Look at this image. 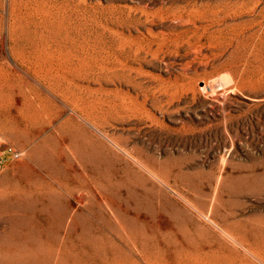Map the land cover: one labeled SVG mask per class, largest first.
<instances>
[{"label": "rangeland", "instance_id": "obj_1", "mask_svg": "<svg viewBox=\"0 0 264 264\" xmlns=\"http://www.w3.org/2000/svg\"><path fill=\"white\" fill-rule=\"evenodd\" d=\"M7 145L0 264H264V0H0Z\"/></svg>", "mask_w": 264, "mask_h": 264}, {"label": "bare ground", "instance_id": "obj_2", "mask_svg": "<svg viewBox=\"0 0 264 264\" xmlns=\"http://www.w3.org/2000/svg\"><path fill=\"white\" fill-rule=\"evenodd\" d=\"M146 3V2H145ZM143 10V9H142ZM182 10V9H181ZM186 10V9H185ZM161 11V10H160ZM142 12V11H141ZM145 12V11H144ZM147 12V11H146ZM191 13V12H190ZM147 14V13H146ZM193 16V15H191ZM181 17V15H180ZM174 18V17H173ZM176 19V18H175ZM180 19H183L182 17ZM188 19V18H186ZM163 20V19H162ZM189 20V19H188ZM179 21V20H178ZM185 22V21H183ZM187 22V21H186ZM2 30V29H1ZM187 45V44H186ZM189 46V45H188ZM150 49V48H149ZM185 52V51H184ZM196 52V51H195ZM195 54V53H194ZM202 62V61H200ZM187 63V62H186ZM191 64V63H190ZM185 67V66H184ZM68 126V125H67ZM66 126V127H67ZM70 127V126H69ZM68 128V127H67ZM73 136V135H72ZM62 137V136H61ZM60 137V138H61ZM76 141V140H75ZM80 143V142H79ZM110 143V142H109ZM112 143V142H111ZM70 144V143H69ZM63 145V144H62ZM64 147V146H63ZM106 148V147H105ZM41 151V150H40ZM80 154V153H79ZM87 156V155H86ZM91 157V156H90ZM137 159V157H136ZM39 161V160H38ZM139 162V161H138ZM67 163V162H66ZM45 164V162H44ZM69 164V163H68ZM81 164V163H80ZM139 165V164H138ZM62 166V165H61ZM118 166V165H117ZM147 166V165H146ZM63 167V166H62ZM73 168V167H72ZM83 169V168H82ZM146 170V169H145ZM64 171V170H63ZM124 171V170H123ZM71 172V171H70ZM74 173V172H73ZM140 173V172H139ZM101 174V173H100ZM135 174V173H134ZM154 174V173H153ZM142 175V174H141ZM47 176V175H46ZM82 176V175H81ZM48 177V176H47ZM86 177V176H85ZM107 177V176H106ZM162 178V177H161ZM160 178V179H161ZM68 179V178H67ZM156 179V178H155ZM82 180V179H81ZM124 180V179H123ZM49 181V180H48ZM67 181V180H66ZM163 181V180H162ZM41 182V181H40ZM52 182V181H51ZM79 182V181H78ZM93 182V181H92ZM84 184V183H83ZM35 185V184H34ZM12 186V185H11ZM31 186V185H30ZM125 186V185H124ZM143 186V185H142ZM25 187V186H24ZM56 187V186H55ZM54 188V187H53ZM17 189V188H16ZM37 189V187H36ZM126 190V189H125ZM144 190V189H143ZM52 191V190H51ZM94 191V190H93ZM131 191V190H130ZM10 194V193H9ZM40 194V193H39ZM18 195V194H17ZM16 195V196H17ZM80 195V194H79ZM59 197V196H58ZM65 197V196H64ZM63 197V198H64ZM81 197V196H80ZM137 197V196H136ZM51 198V197H50ZM137 199V198H136ZM79 201V200H78ZM58 202V201H57ZM16 203V202H15ZM54 203V202H53ZM35 204V203H34ZM33 204V205H34ZM55 204V203H54ZM54 207V206H53ZM26 208V207H25ZM60 208V207H59ZM138 209V208H137ZM192 209V208H191ZM23 210V209H22ZM41 210V209H40ZM124 211V210H123ZM39 209L34 211V212H31L30 215H28V221H25L26 219H24L25 223L22 225V228L20 230H22L21 234H20V238L23 237V238H29V236L32 234L34 236V239H35V244L33 246L32 244V249L34 251V254L32 253V250H29L27 252H29V258L30 256L33 257V259H26L25 262H23L22 260V263L20 262L19 264H39V224H42V223H45V224H49V225H53L54 224V219L52 217L51 214H45L43 215L41 218H40V221H39ZM75 215V214H74ZM21 216V215H20ZM73 217V216H72ZM138 217V216H137ZM23 220V219H22ZM67 218L65 219V224L66 225H63V231H62V234L61 235H57L56 233V237L57 238H60L61 241L64 243V244H72L73 243V233H74V230L73 228L68 224V221H66ZM62 222V221H61ZM134 225V224H133ZM85 229V228H84ZM82 231V230H81ZM82 233V232H81ZM224 233V232H223ZM55 234V233H54ZM59 234V233H58ZM31 235V236H32ZM53 235V234H52ZM76 235V234H75ZM79 235H77L78 237ZM226 236V235H224ZM55 237V238H56ZM32 238V237H31ZM76 238V237H75ZM80 239V238H79ZM78 239V240H79ZM86 239V238H84ZM24 241V239H22ZM27 240V239H26ZM25 240V241H26ZM81 240V239H80ZM79 240V241H80ZM34 241V240H33ZM44 241V240H43ZM59 241V240H58ZM91 241V240H90ZM233 241V240H232ZM14 242V241H13ZM22 242V241H21ZM29 242V241H28ZM46 242V241H45ZM87 242V241H86ZM23 243V242H22ZM80 243V242H79ZM18 244V243H17ZM26 244V243H25ZM77 244V243H76ZM21 245V244H20ZM49 245V244H48ZM73 245V244H72ZM74 246V245H73ZM87 246V245H86ZM65 247V246H64ZM71 247V245H70ZM76 247V246H75ZM22 248V247H21ZM72 248V247H71ZM24 249V248H23ZM83 251H86L85 250V243H82V248H81ZM25 250V249H24ZM79 250V249H78ZM82 251V252H83ZM88 252V250L86 251ZM250 252L253 256H255L251 251H248ZM85 253V252H84ZM13 254V253H12ZM26 254V253H25ZM83 255V254H82ZM27 256V255H26ZM69 256V255H68ZM72 256V255H71ZM88 257V255H86ZM28 257V256H27ZM85 257V256H84ZM26 258V257H25ZM74 258V257H73ZM83 258V257H82ZM86 258V257H85ZM88 259V258H87ZM259 259V258H258ZM21 260V259H20ZM260 260V259H259ZM72 261V260H71ZM85 261V260H84ZM16 262V261H15ZM74 262V261H72ZM14 264V263H12ZM73 264V263H72Z\"/></svg>", "mask_w": 264, "mask_h": 264}, {"label": "built area", "instance_id": "obj_3", "mask_svg": "<svg viewBox=\"0 0 264 264\" xmlns=\"http://www.w3.org/2000/svg\"><path fill=\"white\" fill-rule=\"evenodd\" d=\"M3 152H7V161L14 160L20 156V152L17 149H14L8 145L3 147V149H0V169L4 165L1 161V156L3 155Z\"/></svg>", "mask_w": 264, "mask_h": 264}]
</instances>
